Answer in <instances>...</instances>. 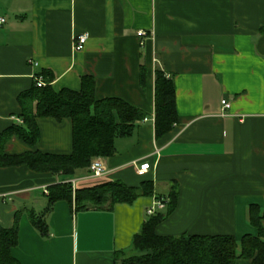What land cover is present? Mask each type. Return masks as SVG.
Segmentation results:
<instances>
[{"label": "crops", "instance_id": "0c3cea01", "mask_svg": "<svg viewBox=\"0 0 264 264\" xmlns=\"http://www.w3.org/2000/svg\"><path fill=\"white\" fill-rule=\"evenodd\" d=\"M0 17L6 18L0 24V132L17 122L18 95L43 70L54 73L56 90H80L82 77L92 75L98 98H123L149 120L118 138L113 156L101 157L103 176L84 168L72 179L78 187L145 180L155 187L154 196L109 209L75 211L59 200L44 238L27 211H42L45 188L62 177L26 166L0 168V223L12 227L21 210L12 250L21 264H115V253L130 249L148 219L147 209L173 188L177 205L160 234L237 240L257 234L248 210L264 207V0H0ZM140 30L147 35L140 37ZM85 32L88 41L76 51L73 37ZM158 68L175 81L179 115L161 139L154 124ZM38 124V149L71 153V119L44 117ZM28 149L16 136L5 146L9 154ZM143 163L150 164L148 172L139 171ZM237 264L253 263L239 258Z\"/></svg>", "mask_w": 264, "mask_h": 264}, {"label": "trees", "instance_id": "16d2710c", "mask_svg": "<svg viewBox=\"0 0 264 264\" xmlns=\"http://www.w3.org/2000/svg\"><path fill=\"white\" fill-rule=\"evenodd\" d=\"M42 76L45 85L38 86L36 77ZM30 89L18 95L21 111L14 122L0 132V168L26 166L38 173L61 176V180L48 187V202L42 211L28 209V217L44 238L50 237L47 217L59 200L68 201L75 211L91 208H113L118 203H134L140 196H154L152 180L140 186H128L121 181H108L93 186L73 188L71 182L78 169L89 168L93 159L111 157L116 153V140L130 137L147 112L120 97L98 98L96 80L84 75L80 90L52 85L55 75L43 70L36 75ZM147 70L141 67L140 82L146 85ZM52 117L58 121H72V151L69 154L43 152L36 146L41 132L39 118ZM179 122L176 85L173 78L161 69L155 72V137L170 135ZM26 143L23 153L9 154L5 146L13 137ZM165 211L149 216L133 237L128 250L115 253V264H237L239 258L252 259L253 264H264V207L251 204L249 224L257 234H246L241 240L233 235H181L170 236L158 232L159 225L175 209L178 192L172 189ZM15 215L12 227L0 223V264H21L12 250L19 242V219Z\"/></svg>", "mask_w": 264, "mask_h": 264}, {"label": "built area", "instance_id": "2783aa9c", "mask_svg": "<svg viewBox=\"0 0 264 264\" xmlns=\"http://www.w3.org/2000/svg\"><path fill=\"white\" fill-rule=\"evenodd\" d=\"M6 22V18L0 17V24H4ZM138 35L140 37H145L147 35V32L144 30L138 31ZM89 38V33L85 32L82 34L74 35L73 37V47L76 51H81L84 49L86 42L88 41ZM143 43V42H142ZM37 79V85L38 86H43L45 85L44 79L42 76L36 77ZM222 105L224 109H229L231 107V103L227 99L222 100ZM148 118H145L144 121H148ZM17 122L22 123L23 120L17 118ZM150 169V164L149 163H143L139 167V171L144 173L148 172ZM89 170L91 174L95 177H101L105 174L106 168L104 165V162L101 157L94 158ZM64 182H71L73 184V188H76V179H68V180H63ZM45 192L49 193L47 188H45ZM167 205V200L165 198H158L154 201V203L147 209V214L149 216L155 215L159 211H163L166 208Z\"/></svg>", "mask_w": 264, "mask_h": 264}, {"label": "rangeland", "instance_id": "374dc122", "mask_svg": "<svg viewBox=\"0 0 264 264\" xmlns=\"http://www.w3.org/2000/svg\"><path fill=\"white\" fill-rule=\"evenodd\" d=\"M72 178H74V177H72Z\"/></svg>", "mask_w": 264, "mask_h": 264}]
</instances>
